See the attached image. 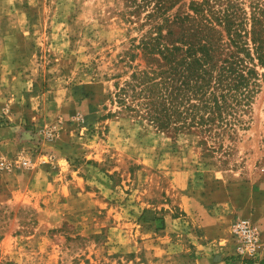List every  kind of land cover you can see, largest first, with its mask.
Returning a JSON list of instances; mask_svg holds the SVG:
<instances>
[{
	"label": "rangeland",
	"instance_id": "obj_1",
	"mask_svg": "<svg viewBox=\"0 0 264 264\" xmlns=\"http://www.w3.org/2000/svg\"><path fill=\"white\" fill-rule=\"evenodd\" d=\"M156 2L0 0V128H11L0 143L27 145L0 158L10 176L0 182V264H196L199 210L180 203L210 208L230 186L248 205L220 246L264 264V251L239 255L232 231L248 219L264 243V66L255 60L251 94L234 111H200L205 123L189 113L177 130L155 128L116 97L145 67L134 46L157 31L175 39V16L206 19L213 29L203 32L223 40L215 23L227 13L241 34L258 19L264 50V0H160L147 19Z\"/></svg>",
	"mask_w": 264,
	"mask_h": 264
},
{
	"label": "trees",
	"instance_id": "obj_2",
	"mask_svg": "<svg viewBox=\"0 0 264 264\" xmlns=\"http://www.w3.org/2000/svg\"><path fill=\"white\" fill-rule=\"evenodd\" d=\"M143 1L150 3L152 0ZM159 1L146 15L147 19L157 18L163 7ZM175 17L176 20L168 25L178 29L175 39L170 38L174 36L173 29L165 35L157 31L143 35L134 46L142 49L145 67H133L130 80L117 88L116 93L117 101L126 110L134 111L163 131L177 130L179 122L185 125L189 113L197 115L198 122L205 123L200 111L216 112L219 118L220 112L234 111L241 97L251 94V86L255 83L251 79L257 78L255 60L257 65L264 66L258 19H252V29L241 34L236 27L240 24L231 21L227 13L215 23L225 30L226 40H223L221 36L203 32L202 28L213 29L206 19L200 26L186 15ZM164 21L168 23L167 19ZM129 56L132 59L135 54ZM191 97L198 103H191Z\"/></svg>",
	"mask_w": 264,
	"mask_h": 264
},
{
	"label": "crops",
	"instance_id": "obj_3",
	"mask_svg": "<svg viewBox=\"0 0 264 264\" xmlns=\"http://www.w3.org/2000/svg\"><path fill=\"white\" fill-rule=\"evenodd\" d=\"M18 119L17 117L15 118L16 121ZM10 129L9 127L0 128V133H2L3 130L8 131ZM25 146H27L26 143H17L5 139L0 143V158H9L21 151ZM9 177L10 176L4 172H0V182L2 179H8ZM217 193H219V191H217ZM237 195H239V191L236 187L230 186L226 188L224 196L222 197V202L212 203L210 208H204L202 205L197 207L195 202H191L189 197H186L185 201L182 200V204L180 203L181 209L191 214L195 213V209L199 210L200 217L196 213L193 215H196L198 219L196 226L201 234L200 240L202 241L201 247L203 250L201 251V255L195 260L196 264H245L237 258L229 256L230 253L227 256L226 251L220 246L222 241L227 239L232 217L244 215L245 207L248 205L245 204V201L239 199ZM187 201L191 203L187 205ZM248 203H251L249 199ZM215 248H219V250Z\"/></svg>",
	"mask_w": 264,
	"mask_h": 264
},
{
	"label": "built area",
	"instance_id": "obj_4",
	"mask_svg": "<svg viewBox=\"0 0 264 264\" xmlns=\"http://www.w3.org/2000/svg\"><path fill=\"white\" fill-rule=\"evenodd\" d=\"M26 161L22 165H26ZM4 163H1V166ZM14 164L9 163L6 167L11 168ZM234 235L238 238L241 245L239 255L244 258L253 259L264 251V243L261 242L258 232L248 219H237L232 226Z\"/></svg>",
	"mask_w": 264,
	"mask_h": 264
}]
</instances>
